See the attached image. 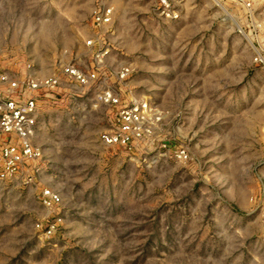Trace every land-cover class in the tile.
I'll list each match as a JSON object with an SVG mask.
<instances>
[{
    "label": "rangeland",
    "instance_id": "374dc122",
    "mask_svg": "<svg viewBox=\"0 0 264 264\" xmlns=\"http://www.w3.org/2000/svg\"><path fill=\"white\" fill-rule=\"evenodd\" d=\"M103 4L114 22L100 30L93 13ZM153 4L0 0L1 67L44 76L90 66L86 40L99 33L107 85L146 95L156 139L192 157L133 158L105 144L115 109L94 88L63 84L39 115V173L0 183V264H264L251 199L264 173V70L204 3L177 21ZM123 66L133 71L120 83ZM44 187L61 194L54 210L39 201ZM57 212L61 230L44 236L36 224Z\"/></svg>",
    "mask_w": 264,
    "mask_h": 264
},
{
    "label": "built area",
    "instance_id": "2783aa9c",
    "mask_svg": "<svg viewBox=\"0 0 264 264\" xmlns=\"http://www.w3.org/2000/svg\"><path fill=\"white\" fill-rule=\"evenodd\" d=\"M155 13L167 20L177 21L204 5L213 10V16L230 26L243 37L253 52V61L264 70V0H153ZM114 22V7L103 4L94 10L93 25L97 29ZM97 34L86 40L94 49L90 66L66 63L61 70L50 75L8 69L0 66V183L19 176L32 177L39 173L38 164L43 158L42 149L36 144L39 115L44 106L55 97L63 84L94 88L97 99L115 110L111 127L101 132V140L124 149L133 158H159L187 162L192 159L183 143L156 139L160 117L146 95H138L123 87L116 91L102 77V64L110 48L101 43ZM31 65L28 64L27 68ZM29 70V69H28ZM133 69L121 67L117 73L120 83L127 80ZM104 76V74H103ZM157 140V141H156ZM31 180V179H30ZM40 203L50 210L61 204L62 197L51 187L38 193ZM254 213L264 222V173H261L254 195ZM63 225L60 212L36 224L44 236L53 237Z\"/></svg>",
    "mask_w": 264,
    "mask_h": 264
}]
</instances>
